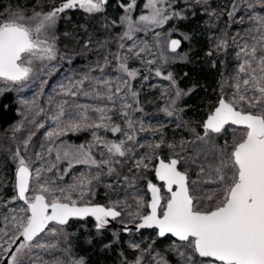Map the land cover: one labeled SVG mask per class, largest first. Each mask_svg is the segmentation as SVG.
<instances>
[{"label":"rangeland","instance_id":"obj_1","mask_svg":"<svg viewBox=\"0 0 264 264\" xmlns=\"http://www.w3.org/2000/svg\"><path fill=\"white\" fill-rule=\"evenodd\" d=\"M63 2L0 0V20L5 18L8 11L31 17L35 12L47 13ZM131 2L106 0L103 9L94 13H87L79 7L65 10L59 15L54 27L47 28L41 35V38H48L50 43H54L55 58L35 60L31 65L32 72L24 81L13 83L0 80V98L11 92L18 114L13 123L0 128V264L12 246L9 247L7 242L14 233L5 217L11 218L14 212L26 207L22 201L13 199L16 195L14 184L18 163L13 159V153L18 149L30 163L31 169L55 165L50 172L42 174L54 181V186L67 187L81 176L91 179L99 174V179L92 180L87 195L80 203H100L122 212L112 228L103 230L97 229L92 218L90 224L87 218L71 219L63 226L50 223L45 232L30 242L33 245L30 250L25 249L18 254L19 264H73L74 261H83V264H159L161 260L165 264H184L179 253L173 250L174 242H180L172 235L159 237L156 228L123 233L119 225L138 222L137 212L141 215L148 213L149 182L158 185L162 195L167 196L163 182L155 176L158 158L168 161L175 153L185 157L195 155L197 146L190 142L195 140L197 134L203 135V122L217 106L221 96L231 98L235 91L232 85L241 63L237 53L245 43L251 45L253 37L260 35L257 29L261 28L259 19L264 17V0H167L165 4L158 5L166 8V14L171 17L162 26H149L133 33L131 40L122 39L126 31V25L120 23L121 17L125 15L122 5L127 6ZM146 2L135 0V6L128 13L133 21L142 14H148L144 8ZM26 22L35 27L36 21ZM173 32L180 33V39L187 41L185 49H169ZM198 36L203 37L205 47L200 48L198 45ZM134 44L138 56L128 51ZM140 48L146 50L141 52ZM117 55L121 59L127 58L125 63L129 70L137 71V76L130 81L137 96L133 99L125 88L122 92L124 99L116 98L113 106L107 99L94 97L97 92L107 91L105 85L98 81H111L114 90L117 83L129 80L126 74L118 70ZM195 62L205 64L207 70L212 69L214 81L210 80L209 86L206 85L204 89L195 76L199 64ZM157 71L160 72L159 76L156 75ZM169 74L171 80L165 79ZM85 76L89 79L80 86L76 96L65 94L69 88L77 91L74 85ZM177 91L181 93L179 97ZM85 92L89 95H84ZM248 95L253 93L249 92ZM65 101L60 127H64L69 120H79L84 108L78 105L107 106L114 107V111L109 113L112 117L109 123L119 125L121 131L114 134L103 128L67 129L63 135L49 138L47 134L58 127L57 121L53 119L59 112L58 105ZM123 103L131 105L124 109L127 116L120 114ZM169 112L172 114L169 115ZM87 115L93 121L98 116L93 111H88ZM129 120L132 121L131 127L128 126ZM234 127L227 126L216 142L221 146L225 141L231 144ZM94 131L106 141L125 140V155L111 158V167L114 169L111 173L108 172V166L95 167L76 163L75 160L70 167L68 159L56 161V153L49 154L47 151L49 147L61 146V155L64 151L77 155V150L83 146L100 162L107 159L109 154L94 140ZM32 133L35 135H32L25 150L23 141ZM125 133L134 138L128 140ZM69 134L85 135L84 141L75 143L68 138ZM236 136L239 138V132ZM157 144L159 148L155 147ZM169 145L174 147L170 148ZM36 153H41L44 159L38 160ZM147 157H151V160ZM142 158L149 165L147 168L136 167V162ZM203 161L202 156L197 163L182 161L178 168L181 171L187 169L190 181H198L195 185L190 183V188L207 193L216 185L204 182L208 180L207 175L198 177L199 164ZM65 175H69L67 180H62L60 177ZM32 194L30 191L27 195ZM141 197L144 206L138 207L137 201ZM51 229H55L54 234ZM37 244L46 247H36ZM12 257L13 254L9 264ZM195 261L196 264H212L210 258L195 257Z\"/></svg>","mask_w":264,"mask_h":264},{"label":"snow or ice","instance_id":"obj_2","mask_svg":"<svg viewBox=\"0 0 264 264\" xmlns=\"http://www.w3.org/2000/svg\"><path fill=\"white\" fill-rule=\"evenodd\" d=\"M166 2L167 0H147L144 8L148 10V14L140 15L136 21L128 14L135 6V0L127 6L122 5L125 15L121 17L120 23L126 25L122 39L131 40L133 33L143 31L149 26L153 28L162 26L171 18L166 14V8L158 7ZM105 3L106 0H64L59 7H54L47 13L35 12L31 17L20 12L8 11L5 18L0 20V80L13 83L24 81L32 72L31 65L35 60L55 58L54 43H50L48 38H41V35L47 28L54 27L59 15L65 10L79 7L87 13H94L101 11ZM26 21H36L35 27H31ZM258 22L261 25V28L257 29L260 35L253 37L254 42L251 45L245 43L237 53L241 63L234 78L235 83L232 85L235 91L231 98L221 96L217 106L203 122V135L197 134L195 140L190 142L197 146L195 155L185 157L175 153L167 162L161 159L155 167V175L163 182L167 196L162 195L160 187L149 182L151 200L147 203L148 214L136 213L140 220L138 228L154 227L158 229L160 237L171 234L180 242L179 244L174 242L173 250L179 253L184 264H196L195 257L212 258V264H264V17ZM179 43L178 40H172L171 50L175 51ZM120 47L123 48L124 45L121 44ZM135 48L134 44L128 51L138 56ZM145 50L146 48H140L141 52ZM116 58L119 61L118 70L126 74L129 80L120 81L114 90L111 81H98L105 85L107 91L97 92L94 97L107 99L113 106L116 98L124 99L122 92L125 88L133 99L137 96L130 83L131 79L137 76V71L129 70L125 63L126 57L121 59L117 55ZM156 75L159 76L160 72L157 71ZM87 79L89 77L85 76L83 80L76 82L74 86L77 91H71L69 88L65 94L76 96L80 86ZM165 79L171 80V75ZM249 92L253 95H248ZM84 95L89 93L85 92ZM176 95L179 97L181 93L177 91ZM65 103L66 101L58 105L59 112L53 117L58 127L47 134L49 138L63 135L67 129L77 131L103 128L114 134L121 131L119 125L109 123L112 119L109 113L114 111V107L107 106L78 105L77 107L84 108L79 120H69L64 127H60V117L64 115ZM129 107L130 104L123 103L120 114L127 116L128 113L124 109ZM246 108L248 110H245ZM88 111L98 114L95 121L87 115ZM128 126H132L131 120L128 121ZM227 126H235L232 129L233 140L231 144L225 141L221 146L216 142V138L227 130ZM237 132L239 138L236 136ZM32 135L35 133L23 141L25 150ZM125 135L128 140L134 138L127 133ZM93 137L107 150L109 154L107 159L97 162L83 146L77 150V155L68 151L61 155V146L49 147L47 151L49 154L56 153V161L68 159L70 167L75 160L76 163L95 167L108 166V172H113L111 158L125 155V140L106 141L95 131ZM155 147L159 148L160 145L157 144ZM183 147L182 143L181 148ZM201 156L204 161L199 164L198 177L207 175L208 180L204 182L216 185L207 193L190 188V183L195 185L198 181H190L187 169L181 171L178 168L182 161L197 163ZM36 158L44 159L41 153H36ZM13 159L18 162L14 184L16 195L13 199L22 201L26 207L14 212L11 218L5 217L6 222L14 229L7 242L9 247L16 244L19 237H23V242L13 253L11 264H19L18 254L25 249L30 250L33 246L30 242L45 232L50 222L63 226L70 218L92 216L97 221L96 226L99 229L108 223V217L115 219L121 215L113 207L80 203L87 195L92 180L99 179V174L91 179L81 176L72 185L58 187L54 186V181L42 175L46 171L50 172L55 165L47 168L41 165L31 169L30 163L21 156L19 149L13 153ZM144 159L136 162L137 168L149 166L144 163ZM147 159L150 161L151 157ZM30 191L33 194L27 195ZM137 204L138 207L144 206L142 197L138 199ZM50 231L55 233V229ZM35 246L46 247L43 244ZM73 264H83V261H74ZM159 264L165 262L161 260Z\"/></svg>","mask_w":264,"mask_h":264},{"label":"trees","instance_id":"obj_3","mask_svg":"<svg viewBox=\"0 0 264 264\" xmlns=\"http://www.w3.org/2000/svg\"><path fill=\"white\" fill-rule=\"evenodd\" d=\"M177 36L179 38H181V34L177 33V32H173V36ZM198 45H200V48L205 47V43L203 41V37L202 36H198ZM187 46V41H185V39H182V46L180 48V50L185 49V47ZM198 64L197 67V74L195 75L197 77V81L199 82V85L202 89H204L203 87H205L206 85L209 86L210 84V80L211 82L214 81V78L212 76V69H208L205 68V64H201L200 62H195V64ZM18 117L17 114V108H16V104L14 102V97L13 94L11 92H7L5 93L1 98H0V128L6 127L8 125H10L11 123H13ZM85 135H72L69 134L68 138L75 142V143H82L84 141V137ZM54 173H56V170L54 169ZM70 173V172H69ZM58 176V175H57ZM69 175H65L63 177H60L62 180H67V177ZM59 177V176H58ZM92 220L90 218H87V222L90 224ZM124 233V232H123Z\"/></svg>","mask_w":264,"mask_h":264},{"label":"water","instance_id":"obj_4","mask_svg":"<svg viewBox=\"0 0 264 264\" xmlns=\"http://www.w3.org/2000/svg\"><path fill=\"white\" fill-rule=\"evenodd\" d=\"M172 40H178L180 43H179V46L176 48V50L175 51H177V50H179L180 48H181V46H182V40L179 38V37H177V36H174V37H171L170 38V40H169V49L171 50V47H170V45H171V41ZM172 51V50H171ZM162 158H158V161H157V163H156V166L158 165V163H159V161L161 160ZM165 162H167L166 160H164ZM155 166V167H156ZM180 170V169H179ZM156 176V175H155ZM158 180V179H157ZM158 186V185H157ZM159 187V186H158ZM150 193V192H149ZM150 200H151V194H150ZM149 200V201H150ZM91 205H100V206H104V207H107V206H105V205H103V204H91ZM114 208V207H113ZM114 210H116V211H118V212H120L121 213V215H122V212L120 211V210H118L117 208H114ZM148 214V213H147ZM121 215L120 216H118V217H116L115 219H113V218H111V217H108L107 218V220H108V223L106 224V225H104V227H102V228H99V230H103V229H109V228H112L116 223H117V219L118 218H120L121 217ZM86 218H92L95 222H96V225H97V221L95 220V218L94 217H92V216H87V217H84V218H70L69 219V221L71 220V219H86ZM68 221V222H69ZM50 223H52V222H50ZM140 223V220L138 221V222H136V223H126V224H120L119 226L121 227V229H122V231L124 232V233H127V232H130V231H135V232H138V231H140L141 229H145V228H138L137 227V225ZM97 227V226H96ZM154 228V227H153ZM98 229V228H97ZM148 229H151V228H148ZM157 233H158V229H157ZM167 235H171V234H166L165 236H167ZM159 236V235H158ZM160 237V236H159ZM21 242H23V237H19V239L16 241V244H13L12 246H11V248L8 250V252H7V254H6V256L4 257V259H3V261L1 262V264H9V258L11 257V255L15 252V250H16V247H18V245L21 243ZM210 259H212V258H210Z\"/></svg>","mask_w":264,"mask_h":264}]
</instances>
